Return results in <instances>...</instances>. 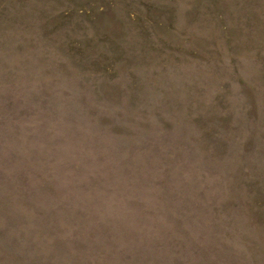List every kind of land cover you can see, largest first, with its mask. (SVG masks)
<instances>
[{
  "label": "rangeland",
  "instance_id": "374dc122",
  "mask_svg": "<svg viewBox=\"0 0 264 264\" xmlns=\"http://www.w3.org/2000/svg\"><path fill=\"white\" fill-rule=\"evenodd\" d=\"M0 264H264V0H0Z\"/></svg>",
  "mask_w": 264,
  "mask_h": 264
}]
</instances>
